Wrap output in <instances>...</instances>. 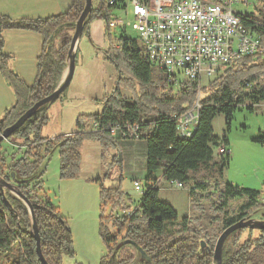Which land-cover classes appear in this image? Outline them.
<instances>
[{
  "label": "trees",
  "instance_id": "trees-1",
  "mask_svg": "<svg viewBox=\"0 0 264 264\" xmlns=\"http://www.w3.org/2000/svg\"><path fill=\"white\" fill-rule=\"evenodd\" d=\"M70 7L60 15L44 19L9 20L0 18V34L4 29H24L41 35V50L37 57V73L32 86H26L11 69V58L3 53L0 36V75L7 81L15 95L14 104L0 118V133L18 119L27 109L43 97L50 95L62 79L66 68V57L70 35L58 46L57 37L73 34L75 23L82 12L85 0H70ZM253 11L239 14L245 28L264 39V0H256ZM108 7L99 0L96 10H91L83 23V32H87L95 12L104 11L107 23ZM72 36V35H71ZM122 37V36H121ZM264 43V41H263ZM111 47L105 52L104 59L114 65L118 81L123 79L125 65L138 85L143 88L140 99L127 101L119 93V86L111 95L104 96L100 113L78 115L75 122L76 133L61 136L53 140L41 137L39 132L48 120L47 108L40 107L11 136L19 137L29 145V149L11 153L10 163L1 152L0 178L15 188L30 202L40 238V249L48 264H65L64 256L74 255L73 241L68 222L49 198L41 195L42 182L36 176L47 156L57 150L60 162L61 179L75 178L80 163V147L83 141L96 140L103 147L116 144L119 135L111 137L109 128L117 124L137 123L140 127H152L140 140L146 142L145 175L143 192L139 195L134 210L126 214L129 207L124 202L125 194L120 181L114 187H104L98 179L101 215L99 218V236L106 247L99 264H215L212 259L214 242L227 227L253 217L257 211L264 210L260 202L261 192L240 188L228 182H222L223 172L230 162L229 152L225 151L219 161L212 163L213 150L219 145H228L225 136L213 134V119L223 114L229 125L236 106L245 102L247 107L264 102V54L247 55L236 64L225 68L223 73L208 83L209 96L199 99L198 122L189 138L177 135L173 113H182L192 107L196 100L197 88L194 84H184L173 93L167 88L163 72L154 68L142 55L134 39L122 38L117 50ZM248 69L257 70L250 72ZM118 82V83H119ZM246 83H255L246 89ZM206 89V88H205ZM148 103V104H147ZM155 105L150 107L149 105ZM154 108V109H153ZM98 125L85 130L88 123ZM89 126V125H88ZM33 134V140L30 138ZM7 141L11 142L10 139ZM254 142L264 146V132L259 131ZM37 142H41L36 147ZM43 142V143H42ZM32 143V144H31ZM22 151V152H21ZM216 168L218 177L216 189L219 204L216 211L222 215L220 228L214 235L200 232L191 227L187 216L178 217L175 209L158 198L161 172L164 181L174 180L183 186H189L192 199L196 188L202 183H191L193 175L201 168ZM43 171V170H42ZM264 188V182L262 183ZM238 200L237 206L230 211V202ZM111 210L106 215L105 207ZM125 209V210H124ZM123 210V211H121ZM264 219V213L261 216ZM245 229V228H244ZM244 229H238L228 235L222 247V264H264V229L248 230V236L241 238ZM207 237L202 246L201 238ZM129 245L136 255L124 250ZM8 264H41L36 253V241L32 233V219L25 203L8 189L0 188V257ZM148 257L146 259L145 257Z\"/></svg>",
  "mask_w": 264,
  "mask_h": 264
},
{
  "label": "rangeland",
  "instance_id": "rangeland-1",
  "mask_svg": "<svg viewBox=\"0 0 264 264\" xmlns=\"http://www.w3.org/2000/svg\"><path fill=\"white\" fill-rule=\"evenodd\" d=\"M248 3L249 5L245 6L234 5L233 9L238 13L251 12L257 1L248 0ZM98 6L99 0H92V9L96 10ZM103 15L104 11L95 12L88 31L83 32L78 39L73 76L60 97L48 106L46 110L48 120L39 132L41 137L53 140L76 133L77 116L100 113L103 108L104 96L111 95L116 86H119L120 96L127 101L140 99L143 88L138 85L128 68L122 65L123 79L119 82V75L114 65L104 59L105 52L111 47L112 50L118 49L122 38L137 40L138 34L129 26L124 32L120 28H116L108 33ZM109 15H111V19L131 20V17H125L120 10L108 9ZM71 32L57 37L55 43L59 46L67 35L68 37L70 34L72 35ZM262 40L264 41V39ZM248 70L256 72L258 69ZM214 79L215 77L202 78L200 88L202 99L209 96L211 88L207 85ZM251 103L246 99L245 102L238 104L229 125L226 124L223 114H219L213 119V134L220 138L225 136L228 139V145L222 144L214 148L212 163L219 161L224 150L228 151L230 162L220 180L240 188L258 190L261 192V198L264 196L262 185L264 182V146L253 140L259 131L264 132V102L257 106L254 105L252 110H248L247 107ZM147 107L149 111V108L155 107V105ZM86 123L89 126L87 125L85 130L94 129L92 123ZM30 138L33 140V134H30ZM8 139L11 142L7 141ZM1 142V152L4 153L8 163L11 162V153H13L12 156L16 153V156L20 152L16 151V148L19 150L29 149V145L19 137L12 139L8 137ZM40 143L37 142L31 147L34 148ZM145 158L146 142L144 140L118 139L116 144L103 147L96 140L87 139L82 142L80 147L77 176L61 179L57 150L47 156L39 171L31 179L36 180V176H38L37 179L42 182L40 194H45L68 222L74 255L72 257L64 256V263L99 264L101 256L106 252V247L99 236L101 208L99 184L95 182V179H98L104 187H114L121 178L120 187L125 194L124 202L129 207L127 211H133L140 194L134 190V180L124 178V173L130 175L132 172L140 176L145 171ZM156 175L160 179L158 184L159 200L169 203L178 213L179 218L185 215L189 217L191 227L201 235L205 233L209 236L214 235L222 228L220 225L222 215L215 209V206L219 204L216 189L218 177L216 168H201L193 175L191 183L200 182L203 186L201 189L196 188L195 196L192 199L189 197V186L183 188L169 186L164 184L165 181L160 176V172H157ZM139 181L144 183L143 179ZM13 194L15 195V193ZM237 203L238 200L230 202V211L235 209ZM110 210V205H107L104 213L107 215ZM263 213L264 210H260L253 216L261 217ZM248 230V228L243 230L242 239L248 236ZM252 233L256 234L255 229ZM201 240L202 243H205L207 237L201 238ZM124 250L129 255H136V250L129 245H124ZM0 264H8L4 255L0 257Z\"/></svg>",
  "mask_w": 264,
  "mask_h": 264
},
{
  "label": "built area",
  "instance_id": "built-area-1",
  "mask_svg": "<svg viewBox=\"0 0 264 264\" xmlns=\"http://www.w3.org/2000/svg\"><path fill=\"white\" fill-rule=\"evenodd\" d=\"M108 9L120 10L125 17L107 19V31L131 27L138 34L141 55L163 72L167 88L174 93L184 84L197 88L191 108L170 115L175 120L177 135L189 138L198 122L200 88L203 77L221 75L236 61L247 55L264 54L260 35L245 28L234 5H249L248 0H102ZM255 83H246L251 89ZM176 88V90H173ZM98 125H93L96 128ZM152 127L137 123H122L109 128L112 137L140 139ZM225 152V150H224ZM160 183V182H159ZM164 184L183 188L177 181ZM134 190L143 192L140 181H134ZM264 205V196L260 198ZM132 211H127L130 214Z\"/></svg>",
  "mask_w": 264,
  "mask_h": 264
},
{
  "label": "crops",
  "instance_id": "crops-1",
  "mask_svg": "<svg viewBox=\"0 0 264 264\" xmlns=\"http://www.w3.org/2000/svg\"><path fill=\"white\" fill-rule=\"evenodd\" d=\"M70 4V0H0V18L6 17L13 21L44 19L66 12ZM0 36L3 53L11 58L12 71L21 78L26 86H32L37 73V57L42 44L41 35L24 29H4ZM14 102L15 95L12 89L0 75V118ZM259 104H255V106ZM144 175L145 172L140 176L130 172V175L124 173V178L139 181L144 178ZM252 218L261 220V217L257 216Z\"/></svg>",
  "mask_w": 264,
  "mask_h": 264
},
{
  "label": "water",
  "instance_id": "water-1",
  "mask_svg": "<svg viewBox=\"0 0 264 264\" xmlns=\"http://www.w3.org/2000/svg\"><path fill=\"white\" fill-rule=\"evenodd\" d=\"M92 10V0H85L84 7L82 9L81 14L79 15L73 34L70 39L69 48L67 51V57H66V69L64 75H62V79L60 83L58 84L57 88L48 96L43 97L39 101L35 102L29 109H27L18 119H16L10 126H8L2 133H0V142L2 140H6L8 137H10L19 127H21L26 120H28L40 107L44 105H51L53 102H55L61 95V93L66 89V87L69 85V82L73 76L74 72V64H75V55H76V45L77 41L82 35V29H83V23L86 20L88 14ZM0 188H6L9 191L15 193L17 197H19L25 205L28 207L31 218H32V233L36 241V253L38 255V258L41 262V264H48L45 260L44 256L42 255L41 249H40V238L38 235V229L34 218L33 208L30 204V202L10 183H7L3 181L0 178ZM264 229V219H254L249 218L248 220H241L226 229H224L218 236L215 245L213 247V256L212 259L215 262V264H222V247L224 244V241L228 237L229 234H231L233 231L238 229ZM202 246H204V243H202ZM145 257V256H144ZM148 259V257H145Z\"/></svg>",
  "mask_w": 264,
  "mask_h": 264
}]
</instances>
